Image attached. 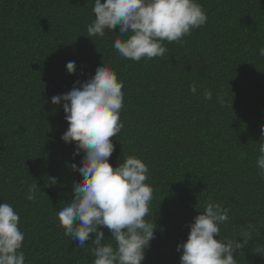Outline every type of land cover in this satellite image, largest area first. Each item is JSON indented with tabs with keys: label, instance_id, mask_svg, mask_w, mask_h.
Masks as SVG:
<instances>
[{
	"label": "trees",
	"instance_id": "1",
	"mask_svg": "<svg viewBox=\"0 0 264 264\" xmlns=\"http://www.w3.org/2000/svg\"><path fill=\"white\" fill-rule=\"evenodd\" d=\"M197 3L206 25L164 41L163 57L135 62L112 46L127 39L119 26L104 37L88 35L94 0H0V203L20 215L25 264H93L94 235L80 248L56 215L83 179L70 167L83 152L74 159L75 144L61 140L68 128L63 102L51 99L90 79L101 63L123 83V128L110 138L109 163L137 156L154 189L145 219L155 223V239L142 264H180L177 245L209 199L230 209L220 238L254 226L250 244L234 254L237 264H264L256 253L264 248V178L256 163L264 142V0ZM70 61L74 74L66 70ZM34 183L40 190L29 201ZM101 230L109 242V230Z\"/></svg>",
	"mask_w": 264,
	"mask_h": 264
},
{
	"label": "clouds",
	"instance_id": "2",
	"mask_svg": "<svg viewBox=\"0 0 264 264\" xmlns=\"http://www.w3.org/2000/svg\"><path fill=\"white\" fill-rule=\"evenodd\" d=\"M92 12L88 35L104 37L119 26V36L127 39L118 38L112 46L119 56L135 62L163 57L167 51L164 41H181L208 19L197 0H94ZM258 51L264 57V47ZM76 67L75 61L68 62L67 73L74 74ZM122 88L116 73L101 63L90 79L82 84L77 81L69 92L51 99L53 105L63 102L68 128L61 140L75 144L74 159L83 152L79 165H70L83 179L73 182L74 195L56 215L64 235L78 241L80 248L94 235L93 264H142L155 239L156 225L145 219L154 191L146 183L148 166L135 155L124 157L115 168L109 163L115 151L110 138L123 128ZM190 91L197 93L195 83ZM203 96L207 101L213 99L211 90ZM217 101L224 105L223 96L218 95ZM260 131L264 135V126ZM258 152V175L264 178V142ZM50 180L53 183L49 184L56 183ZM37 190V183L30 185L25 198L34 201ZM229 213V208L209 199L204 211L188 225L187 240L177 245V252H182L180 264H237L234 254L241 255L250 244L254 226L248 225L236 238H220ZM102 228L111 234L107 243ZM24 240L18 211L10 203H0V264H25ZM256 253L264 254V248H257Z\"/></svg>",
	"mask_w": 264,
	"mask_h": 264
}]
</instances>
